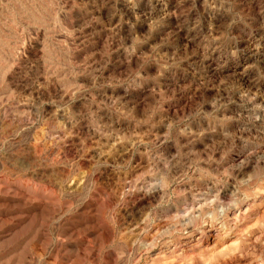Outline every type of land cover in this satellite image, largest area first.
I'll use <instances>...</instances> for the list:
<instances>
[{
    "label": "rangeland",
    "instance_id": "obj_1",
    "mask_svg": "<svg viewBox=\"0 0 264 264\" xmlns=\"http://www.w3.org/2000/svg\"><path fill=\"white\" fill-rule=\"evenodd\" d=\"M0 264H264V0H0Z\"/></svg>",
    "mask_w": 264,
    "mask_h": 264
}]
</instances>
